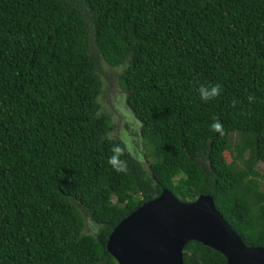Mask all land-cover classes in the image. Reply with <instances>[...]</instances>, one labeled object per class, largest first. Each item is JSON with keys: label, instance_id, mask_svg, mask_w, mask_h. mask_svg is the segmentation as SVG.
Here are the masks:
<instances>
[{"label": "trees", "instance_id": "1", "mask_svg": "<svg viewBox=\"0 0 264 264\" xmlns=\"http://www.w3.org/2000/svg\"><path fill=\"white\" fill-rule=\"evenodd\" d=\"M103 63L120 68L148 171L129 151L127 173L107 163L123 141L98 101ZM249 147L264 161V0H0V264H118L109 234L163 189L211 195L264 246V192L236 165ZM183 264L227 261L191 240Z\"/></svg>", "mask_w": 264, "mask_h": 264}, {"label": "water", "instance_id": "2", "mask_svg": "<svg viewBox=\"0 0 264 264\" xmlns=\"http://www.w3.org/2000/svg\"><path fill=\"white\" fill-rule=\"evenodd\" d=\"M191 240L220 252L227 264H264V246L245 244L211 195L183 202L167 189L121 219L106 250L118 264H183Z\"/></svg>", "mask_w": 264, "mask_h": 264}, {"label": "rangeland", "instance_id": "3", "mask_svg": "<svg viewBox=\"0 0 264 264\" xmlns=\"http://www.w3.org/2000/svg\"><path fill=\"white\" fill-rule=\"evenodd\" d=\"M119 73L120 68L111 67L106 63L101 65L100 76L103 93L101 96L102 99H98V101L100 102L101 100L103 110L112 115V122L115 124V128L111 130L109 137L127 142V151L132 154V157L137 160V163L145 171H148L149 164L153 159L144 157V152H147V149L144 147V141L141 140L139 135L140 123L126 106L124 91L119 90V87H121L117 82ZM240 140V134L237 132L231 134L230 142L232 145V153H225L227 161H232L233 157L236 156L235 148L241 142ZM242 157V159L236 161V165L245 170H247L248 166H251L250 169L254 170L256 175L251 174L250 177L258 181L259 190L264 192V161L256 158L250 147L244 149ZM113 200L115 201L114 198ZM85 228L87 232H93V229L88 224Z\"/></svg>", "mask_w": 264, "mask_h": 264}, {"label": "clouds", "instance_id": "4", "mask_svg": "<svg viewBox=\"0 0 264 264\" xmlns=\"http://www.w3.org/2000/svg\"><path fill=\"white\" fill-rule=\"evenodd\" d=\"M197 91L201 101L207 103L209 101L215 100L222 94L223 86L219 83L215 84H199ZM249 103L255 102V97L250 95L248 97ZM211 130L221 135L224 134V128L222 122L219 118H214L211 124ZM110 155L107 159V163L114 169L117 173H127L128 171V161L126 159L127 147L121 143L113 144L110 148Z\"/></svg>", "mask_w": 264, "mask_h": 264}]
</instances>
